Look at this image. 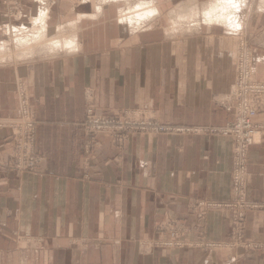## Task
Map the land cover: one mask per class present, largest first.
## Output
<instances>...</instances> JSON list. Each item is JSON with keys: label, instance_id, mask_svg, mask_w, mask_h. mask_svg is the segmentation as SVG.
I'll return each instance as SVG.
<instances>
[{"label": "crops", "instance_id": "1", "mask_svg": "<svg viewBox=\"0 0 264 264\" xmlns=\"http://www.w3.org/2000/svg\"><path fill=\"white\" fill-rule=\"evenodd\" d=\"M17 1L19 21L5 18L0 1V43L10 30L46 27L44 39L64 44L70 32L78 46L48 42L23 63H0V264H264V133L247 167V200L258 208L239 211L229 206L231 137L137 132L119 143L101 133L91 145L83 128L90 105L174 128L227 126L238 39L251 42L253 77L264 81V0L235 11V27L205 19L223 0H155L149 28L120 21L138 0L100 11L99 0ZM18 78L42 157L31 173L8 167ZM201 203L221 207L202 213Z\"/></svg>", "mask_w": 264, "mask_h": 264}, {"label": "built area", "instance_id": "2", "mask_svg": "<svg viewBox=\"0 0 264 264\" xmlns=\"http://www.w3.org/2000/svg\"><path fill=\"white\" fill-rule=\"evenodd\" d=\"M13 5V10L18 8L15 0H5ZM241 38L240 53L235 60V80L232 90L234 100L233 120L222 128H174L161 125L148 119L144 113L138 110H122L117 115H98L94 107L90 105L86 112L84 122V134L88 142L96 144V136L107 133L119 143H123L131 134L146 132L159 133H200L229 136L233 139V187L235 203L229 205L239 211L258 208L250 204L246 196L247 167L251 149L260 143L264 133V122H258L264 118V81H257L253 77V54L251 47ZM240 45V43H239ZM250 49V50H249ZM19 90V89H18ZM20 118L9 126L13 129L12 154L8 167L18 173H31L42 165V157L36 149L37 125L32 118L28 95L24 86L20 88ZM3 125L0 124V127ZM200 210L203 213L206 208H217L220 205L202 203ZM243 214L240 213V217ZM175 234L172 233V237ZM216 247V244H213Z\"/></svg>", "mask_w": 264, "mask_h": 264}, {"label": "rangeland", "instance_id": "3", "mask_svg": "<svg viewBox=\"0 0 264 264\" xmlns=\"http://www.w3.org/2000/svg\"><path fill=\"white\" fill-rule=\"evenodd\" d=\"M0 1H1V4H2L3 9L5 11V14H6L4 16H7L5 18H10V19H12L14 21H19L20 19H23L24 18L23 17V14L21 12V9L16 8V9L13 10V5H10L8 2H7V5H6L5 4V0H0ZM15 1H16L17 5L20 6L19 2L17 0H15ZM97 1L98 0H91V3H90V0H79V3L82 4V5H86L88 3H90V4H92V3L97 4ZM112 1L113 0H99V9H102L103 6L106 5V4L112 3ZM132 1H133V3L135 2L134 0H129L128 1V4H131ZM154 1L155 0H138L137 3H135V5H133L132 7H130V9L132 10L137 4L142 3V2H149L150 5H153L154 4ZM261 2H264V1H261ZM261 6H262V8H264L263 5H261ZM157 13H158V11H157ZM157 13H155V14L151 15L150 17H148V19H146L145 24L142 25L141 27L142 28H144V27L149 28L148 26L151 23V19H153V17L156 16ZM138 22L139 21H137V23ZM153 22H155V21H153ZM134 26L135 27H138L139 29H141V27L137 26L136 23L134 24ZM134 26H132V27H134ZM14 30L12 32L9 31L11 33V36H10V40L9 41L0 43L2 46H4V49H5L3 52H1L3 50L1 48L2 50L0 51V63H8V64H15V63L16 64H19V63H23V62L27 61V60H24V59L25 58H28V56H30L29 53H31L32 51L35 52V51L44 49V47L46 45L45 43L55 42V41H53V40H55L53 38L51 40L43 39L42 41L37 42L36 44H33L31 41L34 40L33 38L36 35V32L37 31L35 33H33V31H32V33H31V31H30V29L28 27H26V28L23 27L21 30L16 28ZM22 32H23V34H22ZM12 33L15 35V37L12 36ZM30 35H32V36H31V41L28 42V45L27 44L25 46L24 45H20V42H22L24 36H26L25 38H28ZM71 35H70V32H64L63 39H67ZM58 36L61 37V35H58ZM19 39H22V40H19ZM244 40L249 44V46L251 48L253 47L252 44H251V42L247 38H245ZM30 42H31V44H30ZM239 43H240V45H239ZM240 46H241V42L238 39L237 42H236V44L233 46V48L231 50V54L233 55V58L235 60L237 59L238 53H240V48H241ZM251 53L253 54V48L251 49ZM22 86L25 87L26 92H27V95H28V100H29L28 89H27V86L25 84V81L23 79H21V78H18L16 80L15 89L17 91L18 99H19V112H18L19 114H20V110H21V107H20V95H19V93H20V88ZM29 106H30V103H29ZM19 118H20V115H18V117L16 118V120L8 123L7 126L10 125L11 123H14V122L18 121ZM12 138H13V135H12Z\"/></svg>", "mask_w": 264, "mask_h": 264}, {"label": "bare ground", "instance_id": "4", "mask_svg": "<svg viewBox=\"0 0 264 264\" xmlns=\"http://www.w3.org/2000/svg\"><path fill=\"white\" fill-rule=\"evenodd\" d=\"M128 1L129 0H113L112 3H115V2L117 4L123 3V2L128 3ZM246 4H247V0H223V1H219V3L216 2L214 4V6H212L209 9H206L204 11L205 19L208 22H218L220 24L223 23L225 25L235 27V25H232L233 24L232 21L235 19V15H236L235 11H237V14H239L238 11L243 10V8L246 6ZM137 5H138L137 8H133L132 10L130 9L128 12H125L124 10L121 11V14H120L121 20L120 21L123 24H125L126 22H130V24H132V22H135V21H139L138 22V24H139L142 21H146V19H148V17L157 13V11H158L156 8L146 7V5H149V2H142V3H139ZM100 10L101 9H99V11ZM191 16H192V14H191ZM43 18H44V16L41 17V20ZM39 20H40V18H39ZM236 20H237V18H236ZM234 22H235V20H234ZM43 23H44V21L42 22V24ZM235 24H237V23H235ZM46 33H47L46 27L45 28L42 27L41 32L37 31L36 35L34 34L35 35L33 38L34 40L31 41V36H29V37L27 36L28 38H25L26 36H24L23 40L19 39V40H22V42H20V45H24V46L26 44L28 45L29 41H31L33 44H36L37 42H40L42 39H44L46 37ZM22 34H23V32H22ZM31 42H30V44H31ZM77 46H78V42H77V37L75 35L69 36L66 40H64V44L62 42H59V41L52 43V47L54 49H64V50H68V51L75 50L77 48ZM4 50H5L4 46H2L0 44V51L3 52Z\"/></svg>", "mask_w": 264, "mask_h": 264}]
</instances>
